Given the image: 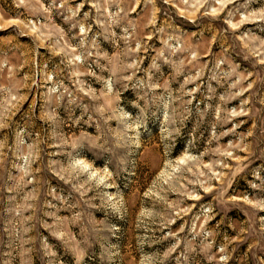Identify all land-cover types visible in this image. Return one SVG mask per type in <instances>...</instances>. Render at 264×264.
Returning a JSON list of instances; mask_svg holds the SVG:
<instances>
[{
	"label": "rangeland",
	"instance_id": "rangeland-1",
	"mask_svg": "<svg viewBox=\"0 0 264 264\" xmlns=\"http://www.w3.org/2000/svg\"><path fill=\"white\" fill-rule=\"evenodd\" d=\"M0 264H264V0H0Z\"/></svg>",
	"mask_w": 264,
	"mask_h": 264
}]
</instances>
